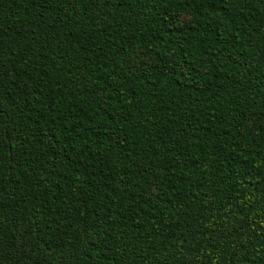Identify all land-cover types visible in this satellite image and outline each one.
<instances>
[{
	"label": "trees",
	"instance_id": "trees-1",
	"mask_svg": "<svg viewBox=\"0 0 264 264\" xmlns=\"http://www.w3.org/2000/svg\"><path fill=\"white\" fill-rule=\"evenodd\" d=\"M0 264H264V0H0Z\"/></svg>",
	"mask_w": 264,
	"mask_h": 264
}]
</instances>
